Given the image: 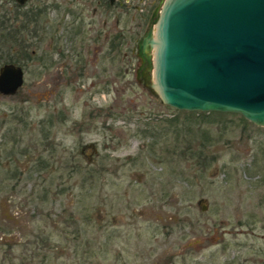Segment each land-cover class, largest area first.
I'll return each instance as SVG.
<instances>
[{"label": "rangeland", "instance_id": "1", "mask_svg": "<svg viewBox=\"0 0 264 264\" xmlns=\"http://www.w3.org/2000/svg\"><path fill=\"white\" fill-rule=\"evenodd\" d=\"M7 1L4 8L14 9ZM160 1L131 0L119 24L132 32L123 38L130 47L117 49L111 95L98 82L90 87L96 78H85L82 92L58 85L54 96L63 99L54 100L69 97L78 113L113 104V127L124 131L120 142L86 131L84 143L94 142L97 154L85 146L94 159L85 172L99 163L100 175L69 180L68 196L53 204V223L31 224L37 236H48L51 251L40 262L27 257L30 264H264V125L237 113L178 110L137 83L131 48ZM131 15L140 29H129ZM8 17L0 27V66H21L24 84L13 96L0 94V264H19L26 257L19 259L16 246V112L34 117L62 103L48 104V41L36 43L30 57L19 54ZM21 133L22 150L46 155L37 131ZM55 149L61 158L62 147Z\"/></svg>", "mask_w": 264, "mask_h": 264}, {"label": "flooded vegetation", "instance_id": "2", "mask_svg": "<svg viewBox=\"0 0 264 264\" xmlns=\"http://www.w3.org/2000/svg\"><path fill=\"white\" fill-rule=\"evenodd\" d=\"M11 1L14 9L11 6L9 9L4 8L3 3L8 1L0 0V27L9 22L7 16H13L16 26V47L19 54L26 57L33 54L32 51L36 50L35 44L41 43V39L45 38L48 41L46 46L49 54L45 61L53 68L46 77H49L51 85L48 90L50 93L48 104L62 103L61 107L54 104L47 106L44 113H38L39 116L34 117L24 118L25 116H20L16 112V246L22 250L18 255L19 259H22V256L26 257L19 264H30L27 257H36L40 262L51 251L48 236L46 238L37 236L31 224L37 218L45 220V225L53 223L52 217L58 216L54 212L53 204L59 205L62 196H68L69 180L97 178L100 175L99 163L95 165L93 171L85 172V163L94 162L92 155L88 157V154H85L86 131L92 127L95 134L105 132V137L110 140L114 139V134L119 142L121 141L119 135L123 136L124 129L113 127L111 122L113 111L116 110L113 104L90 109L85 114L82 111L78 113L68 102L69 97H64L63 101H56L54 99H63V96L54 94L58 92V85L66 89L72 84L73 87L77 85L73 90L82 92L84 79L96 78V81L91 80L90 87L98 82L102 84V90L111 95V89L115 88L114 67L117 49L123 46L124 49L130 47V42L124 43L123 38L130 34L131 30L128 32V27H121L119 24L123 23L122 18L128 14L131 0ZM134 7L139 9L137 5ZM130 20L129 29L133 26L140 29L142 24L135 21L134 15L130 16ZM148 27L149 22L147 29ZM131 50L135 52L138 60L135 70L137 83L147 89L145 85L148 76L147 63L138 57L137 46ZM105 61L109 67L108 74ZM23 82L16 93L11 94L12 96L18 93ZM79 84L82 86H78ZM86 119L88 123H85ZM27 130L32 137L35 135L32 132L37 131L39 136L37 140L47 144L45 156L37 154L35 150L26 153L25 148L21 149L19 144L25 143L27 136V133L23 135L21 131ZM35 146L33 144V148ZM87 146L92 147L94 155L97 154L94 142ZM55 147H62L61 158L54 155Z\"/></svg>", "mask_w": 264, "mask_h": 264}, {"label": "water", "instance_id": "3", "mask_svg": "<svg viewBox=\"0 0 264 264\" xmlns=\"http://www.w3.org/2000/svg\"><path fill=\"white\" fill-rule=\"evenodd\" d=\"M136 46L162 103L264 125V0H161ZM21 82V67L0 66V94Z\"/></svg>", "mask_w": 264, "mask_h": 264}]
</instances>
